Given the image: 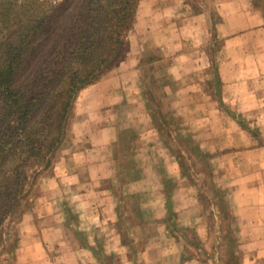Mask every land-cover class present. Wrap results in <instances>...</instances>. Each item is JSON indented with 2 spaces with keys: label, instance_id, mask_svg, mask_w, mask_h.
<instances>
[{
  "label": "rangeland",
  "instance_id": "rangeland-1",
  "mask_svg": "<svg viewBox=\"0 0 264 264\" xmlns=\"http://www.w3.org/2000/svg\"><path fill=\"white\" fill-rule=\"evenodd\" d=\"M24 1L0 0V40ZM261 18L264 0H140L110 76L117 94L110 82L80 92L70 137L16 213L0 264H264ZM165 120L187 136L177 141L186 174Z\"/></svg>",
  "mask_w": 264,
  "mask_h": 264
},
{
  "label": "trees",
  "instance_id": "trees-1",
  "mask_svg": "<svg viewBox=\"0 0 264 264\" xmlns=\"http://www.w3.org/2000/svg\"><path fill=\"white\" fill-rule=\"evenodd\" d=\"M71 1H24L15 31L0 40L2 251L12 238L16 213L70 137L80 92L125 58L140 0H78L70 5ZM221 21L219 15L215 24ZM213 80L217 87L222 83L217 65ZM151 111L160 123L161 113ZM162 124V138L186 174L190 165L177 141L187 136L172 120ZM187 148L209 167L193 143ZM232 256L237 259L236 252Z\"/></svg>",
  "mask_w": 264,
  "mask_h": 264
},
{
  "label": "crops",
  "instance_id": "crops-1",
  "mask_svg": "<svg viewBox=\"0 0 264 264\" xmlns=\"http://www.w3.org/2000/svg\"><path fill=\"white\" fill-rule=\"evenodd\" d=\"M229 4H232L231 2ZM252 13V12H251ZM262 21L264 22V18H261ZM262 26V25H261ZM261 29L264 30V25L261 27ZM221 72H222V68H220ZM112 71L108 72L107 74H105L99 81H97L96 83L92 84V85H89L88 87L84 88V90H87L88 88H92V87H95V88H100L102 86H105V84L108 82H110V85H109V88L112 89V92L114 95L117 94V90L116 89H119V86L121 84V79H118L117 83H115V81H112L113 79H111V75H112ZM111 79V80H110ZM108 85V84H107ZM116 90V91H115ZM106 97L105 98H110L112 97L113 95H109L106 93L105 95ZM123 98V97H122ZM115 102V101H113Z\"/></svg>",
  "mask_w": 264,
  "mask_h": 264
}]
</instances>
